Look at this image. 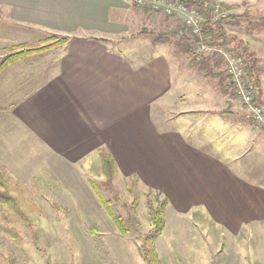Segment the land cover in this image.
I'll use <instances>...</instances> for the list:
<instances>
[{
    "label": "rangeland",
    "instance_id": "374dc122",
    "mask_svg": "<svg viewBox=\"0 0 264 264\" xmlns=\"http://www.w3.org/2000/svg\"><path fill=\"white\" fill-rule=\"evenodd\" d=\"M131 3L135 20L145 18L144 13L164 19H156L155 24L148 18L143 24L135 23L133 36L149 37L153 43L160 36L156 43L167 42L174 51L173 46L180 50L184 58L175 54L177 58L172 60L175 77L177 63L185 67L188 59L213 54L195 55V38L185 24V15H167L134 0ZM209 3L219 4L226 12L221 19L236 15L226 25L227 31L243 40V46L248 44L254 54L245 57L229 44L212 42L245 58L246 81L264 106V0H210L206 9L198 4L204 25L212 20ZM139 7L143 15L137 12ZM174 25L179 28L177 41L173 39ZM41 36H26L21 41L37 46L46 35ZM186 36L193 41V57L184 51ZM6 52L1 44L0 56ZM57 52L51 50L53 55ZM53 55L34 54L28 60L36 70L27 77L32 84L39 86L51 73L52 65L47 63ZM219 58L221 61L208 62L211 71L201 70L194 79L211 90V100L223 104L228 100L229 105L223 107L229 111L225 114L228 121L215 114L210 118L214 124L209 125L216 143L229 147L224 152L231 168L228 182L196 180L200 178L194 176L182 182L181 176L178 179L158 165L147 166L137 155L118 156L121 170L112 177L103 173L102 161L95 155L79 163L68 162L37 139L46 129L31 114L30 88L35 85L20 84L26 79L14 75L20 69L15 73L12 69L10 76L2 78L1 83L8 87L0 91V264H147L143 256L146 238L151 239L156 264H264V123L255 120L236 93ZM251 64L262 91L260 99L253 88ZM16 109L33 132L17 121ZM166 111L170 114L165 116L176 115L174 107ZM101 194L120 216L125 233ZM165 198V225L157 233L151 208Z\"/></svg>",
    "mask_w": 264,
    "mask_h": 264
},
{
    "label": "crops",
    "instance_id": "0c3cea01",
    "mask_svg": "<svg viewBox=\"0 0 264 264\" xmlns=\"http://www.w3.org/2000/svg\"><path fill=\"white\" fill-rule=\"evenodd\" d=\"M132 6L131 0H0L2 48L19 43L31 46L21 41L26 36L66 37L57 48L11 63L0 74V91L8 87L1 80L12 69L14 73L20 69L14 75L26 77L19 79L20 84H32L27 77L36 70L28 60L34 54L47 58L57 50L47 63L52 65L51 73L39 86L32 84L29 96L31 114L46 129L42 135L37 133V139L54 153L71 163L92 155L101 162L103 148L113 157L117 172L121 170L118 156L137 155L147 166L158 165L178 179L181 176L182 182L191 176L228 182L231 168L224 152L229 147L216 143L209 126L215 114L228 121L229 111L223 109L228 100L223 104L208 97L211 90L194 79L201 70L189 59L185 67L177 63L173 75V57L184 58L175 46L174 51L167 42L133 36L135 23L164 19L143 15L139 7L137 12L145 18L135 20ZM172 30L177 41L179 28L174 25ZM173 107L176 115L165 116L170 114L165 109ZM13 115L33 132L19 109Z\"/></svg>",
    "mask_w": 264,
    "mask_h": 264
},
{
    "label": "trees",
    "instance_id": "16d2710c",
    "mask_svg": "<svg viewBox=\"0 0 264 264\" xmlns=\"http://www.w3.org/2000/svg\"><path fill=\"white\" fill-rule=\"evenodd\" d=\"M194 3L199 4L203 9H206L207 2L210 0H190ZM1 19V14H0ZM236 15L231 13L229 14L226 19L221 20H208L205 22V28L209 33V40L215 41L219 43L229 44L232 49L240 53L245 57H250L254 54L253 51H250L248 44L243 46L241 39H238L236 35L229 34L227 31L226 25L231 24L235 21ZM160 40V36H157L154 39V42H158ZM66 41V37H57L52 36L48 37L47 39H43L40 41L39 45L37 46H28L25 43H19L17 45H13L11 47L6 48V53L0 56V74L13 62L20 60L21 58L40 51H44L56 44H62ZM48 42V44H46ZM50 42V43H49ZM192 39L188 36L185 38L184 42V51L188 54H191L193 57V49H192ZM216 59L217 61H221L216 54L207 55V57H203L200 60L196 59L195 57L191 60L192 66H197L200 70H209L208 62L212 59ZM254 65L252 64L249 66L250 76L253 77V88L257 91L258 98L262 97V91L259 87L258 77L254 75ZM234 92V91H233ZM235 94V93H234ZM100 156L102 161V170L103 173L109 177H112L113 174L116 172V165L113 157L105 150L100 149ZM157 197L161 196V193H156ZM102 195V194H101ZM103 202L107 205L109 213L113 217V219L119 224L121 232L125 233L126 229L122 225V220L119 215H117L116 211L110 206V201L106 198L101 196ZM167 204V199L161 201V203L155 207L151 208L152 217H153V228L154 231L157 233H161L164 225H165V206ZM151 239L146 238L145 243L143 245V256L145 257L147 264H156V257L150 245Z\"/></svg>",
    "mask_w": 264,
    "mask_h": 264
},
{
    "label": "built area",
    "instance_id": "2783aa9c",
    "mask_svg": "<svg viewBox=\"0 0 264 264\" xmlns=\"http://www.w3.org/2000/svg\"><path fill=\"white\" fill-rule=\"evenodd\" d=\"M140 6H149L151 10L163 14H183L185 15V24L192 30L194 36L195 55L216 54L221 57L225 64V71L229 75V80L234 86L236 93L243 102L249 107L251 114L256 121L264 123V106L256 99L255 91L246 81V60L244 57L231 53L230 50L208 39L209 33L205 31V25L202 16L200 17L199 5L187 0H134ZM211 19L218 20L226 15V12L219 4H210ZM206 32V33H205ZM207 34V35H206Z\"/></svg>",
    "mask_w": 264,
    "mask_h": 264
}]
</instances>
